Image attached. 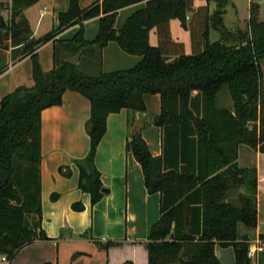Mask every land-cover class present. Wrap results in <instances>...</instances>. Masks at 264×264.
<instances>
[{"label": "trees", "instance_id": "16d2710c", "mask_svg": "<svg viewBox=\"0 0 264 264\" xmlns=\"http://www.w3.org/2000/svg\"><path fill=\"white\" fill-rule=\"evenodd\" d=\"M38 1L11 0L9 8L0 3V47L12 48L14 59L30 57L34 81L31 88H17L0 101V255L10 262L24 246L50 240L42 228L41 113L60 106L64 92L72 91L90 106L85 123L89 150L74 164L78 188L89 194L92 206L103 197L94 158L107 116L124 109L131 128L134 113L145 112L143 96L160 97L153 124L160 129L161 154L152 156L141 130L128 134L125 144L141 168L146 191L160 197L159 218L145 244L147 264H220L216 245L232 248L234 264H255L248 257V240L238 241L236 226L256 227V171L238 166L237 150L245 145L264 154V21H257L251 10L246 30L230 32L223 24L228 0H145L144 8L116 30L118 11L144 0H100L85 9L79 0H69L67 10L57 14V27L32 39L22 13ZM196 1L206 4L196 6ZM210 3L215 4L211 14ZM7 10L8 20L2 15ZM92 18H98V32L87 41L82 24ZM174 19L187 25L190 54L171 38ZM77 24L72 39L53 41L54 67L42 73L36 50ZM152 29L155 46L149 43ZM209 29L219 33L218 41H208ZM109 42L141 61L104 73L101 50ZM88 49L98 62L96 75L70 62ZM225 86L232 110L216 106ZM58 172L70 174L66 166ZM72 208L83 210L80 203Z\"/></svg>", "mask_w": 264, "mask_h": 264}, {"label": "crops", "instance_id": "0c3cea01", "mask_svg": "<svg viewBox=\"0 0 264 264\" xmlns=\"http://www.w3.org/2000/svg\"><path fill=\"white\" fill-rule=\"evenodd\" d=\"M96 1L100 0H79L78 6L85 9ZM0 3L9 8L11 0H0ZM205 4L204 1L195 2L196 6ZM68 5L69 0H39L25 9L22 15L31 30L30 38H41L56 28L57 14L66 11ZM144 6L145 0L120 9L114 28L121 29L125 20ZM5 13L9 14V10L2 15ZM188 22L187 15L186 23ZM79 29L78 24L73 25L36 50L35 59L42 73L54 67L53 41L70 40ZM169 29L172 40L182 43L185 54L188 51L190 54L191 40L187 25L181 26L180 22L174 19L170 21ZM82 31L84 39L92 41L98 32V18L83 22ZM149 43L156 45L154 29L149 32ZM86 52V56H91V50ZM14 54L12 48L0 47V101L17 88H31L34 85L33 61L30 57L14 59ZM80 56L76 61L77 65L80 63ZM140 61L141 57L124 53L114 42H109L101 50L100 66L104 73L132 68ZM222 99L226 104L225 108L232 110L231 99L225 95ZM143 101L146 119L141 129V137L152 156L156 157L161 154V133L160 129L154 126L153 119L160 111V97L146 94ZM89 113V102L72 91L64 92L60 106L42 111L40 199L42 228L50 240L36 241L24 246L10 262L2 261L0 255V264H115L113 248L104 247L107 243H146L150 227L159 218L160 197L158 193L148 194L139 164L133 155L125 150L131 129L128 126V111L123 109L107 116L106 131L96 150L94 163L100 172L102 189L106 191L103 197L92 206L89 194L78 188V169L74 161L84 158L89 150V138L85 131ZM237 164L239 167L256 171L257 224L254 228H248L238 223L236 237L238 241L247 239L250 247H264V154L240 145L237 150ZM60 166L68 167L69 176L59 174ZM53 194L56 195L55 200L51 199ZM76 203L83 206L82 211L73 210L72 205ZM82 244L93 246V252H88L87 249L74 250L73 246ZM100 247L106 251L102 263L95 256L100 253L94 251L98 248L101 251ZM78 253L80 255H76ZM214 254L220 264H234L232 248L216 245ZM251 259L255 264H264V249L257 251Z\"/></svg>", "mask_w": 264, "mask_h": 264}, {"label": "rangeland", "instance_id": "374dc122", "mask_svg": "<svg viewBox=\"0 0 264 264\" xmlns=\"http://www.w3.org/2000/svg\"><path fill=\"white\" fill-rule=\"evenodd\" d=\"M253 11L254 18L257 21H264V0H228L227 6L224 8V15H223V24L224 27L230 31L235 32L237 30H246L247 28V21L250 16V11ZM5 12V11H4ZM209 12H212L211 8ZM190 17V14H188ZM4 19L8 20L9 14L3 16ZM219 40V33L214 31L213 29H209L208 33V41L215 42ZM190 51L187 52L189 54ZM80 63L78 64V69L86 74V75H96L98 69V62L95 56H86L85 53H82L80 56ZM262 70L264 72V60L262 61ZM93 71H92V70ZM89 70V71H88ZM95 70V72H94ZM89 72V74H88ZM263 90H264V79H263ZM229 96V92L227 87H223L222 90L216 96V106L225 108L226 104L224 103L222 97ZM236 194H233L235 196ZM145 242L143 241H136L132 244H124V243H116L109 248H113L114 260L120 264H147V255H146V247ZM93 246H88L87 244L76 245L73 246L74 250H85L87 249L88 252H93ZM63 248V246L61 247ZM101 248V251L94 250L96 253L95 256L98 260L102 263V260H105V248ZM108 248V249H109ZM107 249V250H108ZM7 261V260H6Z\"/></svg>", "mask_w": 264, "mask_h": 264}, {"label": "water", "instance_id": "95a60500", "mask_svg": "<svg viewBox=\"0 0 264 264\" xmlns=\"http://www.w3.org/2000/svg\"><path fill=\"white\" fill-rule=\"evenodd\" d=\"M210 6L212 7L213 10H215V4L214 3H210ZM78 58H79V54L76 57L70 59V62L76 63ZM145 119H146V113L145 112H135L134 113V122H133L131 129H130L129 134H131L135 131H140L144 126ZM102 192L104 193L106 191L104 189H102Z\"/></svg>", "mask_w": 264, "mask_h": 264}, {"label": "built area", "instance_id": "2783aa9c", "mask_svg": "<svg viewBox=\"0 0 264 264\" xmlns=\"http://www.w3.org/2000/svg\"><path fill=\"white\" fill-rule=\"evenodd\" d=\"M262 249H264V247H254V246H249V250H248V257L249 258H253L254 257V254L257 252V251H261ZM2 261H6V258L5 257H2ZM7 262V261H6Z\"/></svg>", "mask_w": 264, "mask_h": 264}]
</instances>
